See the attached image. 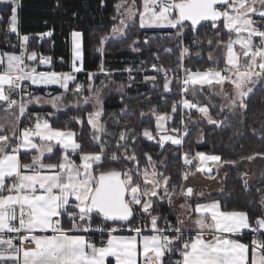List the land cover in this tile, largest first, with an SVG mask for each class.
<instances>
[{"label": "snow or ice", "instance_id": "snow-or-ice-1", "mask_svg": "<svg viewBox=\"0 0 264 264\" xmlns=\"http://www.w3.org/2000/svg\"><path fill=\"white\" fill-rule=\"evenodd\" d=\"M19 7L20 0H10L8 28L13 33L18 31ZM116 7L124 8L126 12L120 26L113 28V34L135 27L137 16L141 28L175 29L169 39L173 36L182 39L187 31H198L202 21L211 22L217 33L215 45L220 57L209 52V60L216 67L207 70L183 68V79L177 78L183 94L191 92L195 96L205 85L230 83L234 86L232 92L224 94L221 89L215 93L223 95L229 102L221 105V112L225 107L229 111L246 110V98L257 83H264V0H144L143 12L134 11V3L129 5L127 0H121ZM221 24L229 36L226 42L221 38ZM39 35L51 36L52 33ZM29 38L27 34L22 36L24 42ZM71 38L69 72L38 71L26 61L39 59V65L50 66L52 57H38L35 51L27 54L24 44L20 45L24 50L19 54L0 52V103L6 106V110H15L13 114L18 112V122L21 117L29 122L22 130L17 124L11 129V135L9 129L0 124V264H108L109 257L115 258V264H138V252H142V264H264V215L253 220L246 211L222 208L217 200L195 203L189 219L197 230L194 236H186L185 221L179 215L173 224L167 217L153 214L160 201L171 205L175 196L187 201L194 195L204 198V193L195 194L191 187L186 190L181 187L178 191L177 186L170 184V177L158 171L157 162L147 153L146 165L141 168L135 150L128 146L129 141L138 135L135 130L121 131L116 151L109 153L108 142L103 138L108 135L107 128L100 121L104 88L115 82L109 80L106 84L101 81L102 87L98 88L91 83L96 73L88 72L87 91L91 95L83 96L84 85L75 83L76 74L85 70L82 33L73 31ZM132 43L135 45L139 41ZM208 44L212 46L214 41L210 39ZM133 51H139V48H133ZM188 52L187 47L182 48L179 59ZM221 58L223 68L219 67ZM152 68L164 72L162 87L170 91L169 69L157 64H152ZM100 71L103 72V62ZM145 79L156 81L154 76ZM72 83H75L74 89L70 88ZM32 85L44 88L57 85L63 91L35 95L30 90ZM123 88V84L118 85L119 91ZM69 92L83 98L71 102V105L66 104ZM33 103L50 104L56 112L68 106L79 109L91 104L94 110L87 113V124L92 130L91 139L99 150L84 151L83 144L78 142V133L67 126H53L56 112L43 115L30 112L28 106ZM180 103L185 109H198L209 123H217L209 115L207 106H199V102L188 99ZM171 107L175 113L178 105L174 102ZM126 109L127 105L121 111ZM152 111L155 114L156 110ZM156 119V130L166 131L164 122L171 116L164 113L157 115ZM72 120L83 123L81 117H72ZM172 131L177 135L160 136L158 143L161 147L166 141L173 145L182 144L179 129ZM142 136L155 139L148 128L143 130ZM22 149L36 150L38 154L31 157L30 163H23ZM54 149L62 154L56 163L45 164L42 157L45 153H54ZM121 149L123 151L117 155ZM184 155L185 164H191L188 154ZM256 155L264 158V154ZM196 157L201 172L205 171L209 161L222 160L220 155H206L204 152H197L193 159ZM255 158L254 155L247 159ZM121 160L132 166H112ZM223 163L232 165L235 161ZM207 172L211 173L212 168H207ZM184 179H187L186 175ZM244 187H248L246 179ZM257 191L261 193L260 204L264 206V189ZM180 207L187 211L191 205L185 203ZM96 217H102L103 224L96 225ZM137 218L139 225L135 224ZM161 220L163 226H160ZM107 224L112 226L106 227ZM147 228L151 234H144ZM244 230L251 233L248 241L242 238ZM92 231L107 232L106 242L99 245L94 242L88 235ZM125 231L134 234H115ZM26 243L30 246H25ZM173 255L179 258L172 260Z\"/></svg>", "mask_w": 264, "mask_h": 264}, {"label": "trees", "instance_id": "trees-1", "mask_svg": "<svg viewBox=\"0 0 264 264\" xmlns=\"http://www.w3.org/2000/svg\"><path fill=\"white\" fill-rule=\"evenodd\" d=\"M20 1V33L30 37L27 45L28 53L35 51L38 56H51L55 71H70V37L73 31H79L83 34L85 70L76 75L75 83L83 84L84 92H86L90 83L87 77L88 72L96 73L91 83L98 88L102 87L101 81H105L106 84L109 80L115 82L109 84L113 86V90L103 97V114L100 121L107 128L108 135L103 138L108 142L109 153L116 151L121 131L135 130L138 135L129 141L128 146L135 150L140 167L143 168L146 165L145 154L151 155L159 165L161 173L170 177V184L177 188L182 178L193 172L196 166L193 164L189 170H182V167L186 166L185 153L188 157H194L197 152L220 155L222 162L235 161V164H226L228 174L225 177L222 192L207 199L220 200L222 208L226 206L228 210L247 211L252 219L264 215V206L260 204L261 193L257 191V189H264V158L256 155L264 154V83H257L246 98V110L224 109L221 112L220 101L215 100L216 103L210 105L211 115L219 120L215 124L209 123L207 117L198 109L193 111L187 122L193 124L194 128L183 136L181 145H173L171 141H166L161 147L157 140H148L142 136L145 128L151 131L156 128V114L167 113L171 116L168 121L169 130L178 129L180 121V109L177 107V111L173 113L171 107L180 96V88L176 81L168 76L172 83L170 91H165L162 87L164 76L162 72L153 69L152 64L172 71L179 69L181 65L192 70L197 68L207 70L210 67H216L208 57V53L213 52L216 47L217 37V33L211 27V22H201L198 31L189 30L182 39L175 36L169 39L168 36L174 33L175 29L141 28L137 16L135 27L125 29L121 37L109 40L105 44V49L100 51L102 50L100 48L102 38L110 35L119 23L120 13L116 6L121 3V0ZM137 3L141 11L142 0H137ZM2 14L0 47L5 51H19V40L16 34L7 30L10 5L3 7ZM45 32H51L52 35L42 40L39 34ZM221 38L225 42L229 38L227 30L222 29V24ZM210 39L214 41L212 46L208 44ZM134 40L139 43L133 45ZM184 47H187L189 52L179 59ZM133 48H139V51H133ZM102 62L103 72L100 71ZM223 66L222 59L219 67ZM128 69H131L130 74L127 72ZM106 73H111V75H106ZM172 74L174 71L171 72ZM146 76L156 77L155 83L150 79L146 80ZM75 83H72L70 88L74 89ZM121 84L124 85L123 91L118 90V85ZM35 91L38 94L45 93L44 88H37ZM52 91L53 94L61 92L57 88H53ZM188 94L196 103H205L204 98H200L202 93L199 98L191 92ZM125 105L127 109L122 112L121 109H124ZM46 109L42 110L48 111ZM152 109L156 110L155 114ZM5 110L3 104L0 103V111ZM91 111H93L92 106L86 104L79 109L72 108L58 113L52 119L53 126H67L78 133L77 139L83 144L84 151H98L99 149L91 139V127L87 124V113ZM142 113L144 115H141ZM72 117H81L83 123L73 121ZM201 131L203 139L198 140L197 137ZM122 151L121 149L117 152V155H120ZM61 154L55 150L45 160L57 161V157ZM32 155L31 152H22L21 160L29 161ZM254 155L255 159H247ZM161 161L164 163L161 164ZM256 163L262 166L263 175L252 180L248 166ZM112 166L123 168L132 165L121 160L120 163H114ZM245 179L248 181L247 189L244 187ZM153 214L167 217L173 224L176 223V216L167 201H160ZM136 221L140 222L139 218ZM95 224H103V218L96 217ZM163 224L161 220L160 226ZM105 226L111 227L112 225ZM89 236L98 245L107 238L105 234L96 231L90 232ZM176 257L173 255L172 260ZM108 264H114L113 260H109Z\"/></svg>", "mask_w": 264, "mask_h": 264}, {"label": "crops", "instance_id": "crops-1", "mask_svg": "<svg viewBox=\"0 0 264 264\" xmlns=\"http://www.w3.org/2000/svg\"><path fill=\"white\" fill-rule=\"evenodd\" d=\"M6 5H10V0H0V17L3 16L2 9ZM20 8H21V1H20V7L18 8V24H17L18 31H17V33H14V34H16V36H17V38L19 40V51H15V52H17V54H19L21 51L24 50V49H22L20 47L21 44H24L26 46V49H27V45H28V41L24 42L22 40L23 34L20 33ZM157 29H159V28H157ZM7 30L9 32H11L9 30V28H8V25H7ZM11 33H13V32H11ZM45 33H47V32H45ZM234 36H235V34H233V38H234ZM48 37H50V36H40V38L42 40L43 39H47ZM71 39L72 38L70 37V44H71ZM236 49L239 50V45H236ZM2 51H5V50H2L1 47H0V52H2ZM82 51H83V64H84L83 34H82ZM27 54H31V53H28V49H27ZM26 63L30 64L33 67H37L38 71H55L53 69V64H51L50 66L49 65H39V59H37V61H35V62L26 61ZM60 72H69V71H60ZM82 72H84V71H82ZM28 83L30 84V82H28ZM70 86H71V84H70ZM31 88H32V92L35 95H41V96H45L47 92H53L52 91L53 88H57L58 90L63 91L57 85H50V86H47V88H44L42 86L38 87V86L32 85ZM37 88H44L45 89V93L44 94L36 93L35 90ZM77 99H80V97L73 96L71 94V92H69L68 95H67V100H66L65 103L71 105V102H73V101H75ZM204 101H205V104H207V106L209 108V115H211L210 103L207 100H205V99H204ZM28 108H29L30 112L40 113L41 115H43L44 113H48V112H56V109L52 108V106L50 104H39L38 105V104L33 103V104H29ZM44 108H47L46 110H48V111L42 110ZM70 108H73V107L72 106L64 107L60 111L56 112V114L64 112V111H66V110H68ZM14 111L15 110H5V111H2V112L0 111V124L5 125L9 129V131H8L9 135H11V129L13 127H16L17 124H18V127L22 130L23 127L28 126V123H29L28 120L26 118H24V117H21L20 118V122H18L16 120V115H18V112H15V114H13ZM22 152H31L33 154L32 156L38 154L36 152V150H23L22 149L21 152H20V157H21V153ZM54 152H55V149H54ZM52 154L53 153H45V155L42 157L43 162L45 164L56 163L57 162V161L45 160V158L47 156H50ZM207 155H211V154H207ZM22 162L23 163H30L31 160L25 161V162L22 161ZM190 165H193V164H190ZM214 165L217 168V169H215V171H212L211 173H207V170L204 171V172H198V171H196V168H195V170L192 172V174H190V175L188 174L189 177L186 179L188 181V183H187V185L185 186L184 189L186 190L188 187H191V188L194 189V193L195 194L204 193V198H197L196 195H194L191 198H188L187 201H185V199L183 197H180V196H176V198L175 197L173 198V204L175 202L174 208H177V209H175V210H177V212L176 213L174 212L176 218L179 215L181 217V219H183L185 221L184 231L188 232V233H191L193 236L195 235V232H196L197 229H196V226L189 219V213L191 212V208H194L195 203H206V202H210L211 200L220 201V200L214 199V198H212V199H207V198L212 196V195H216V194H219L220 192H222L223 186H224V180H225V177L228 174V166L225 165L222 161L216 162V163L211 162L210 163V168H212L211 166H214ZM251 165H259V163L251 164ZM251 165L248 166V171L250 172L251 179L254 180L253 177H252L253 175H252V172H251L252 171L251 170ZM213 168H215V167H213ZM258 169L261 170V171L259 170L260 173L263 172V169H262L261 165H259ZM214 181L220 182L219 186L217 188L215 187ZM177 199H178V201H176ZM185 203L191 205V207L187 211H185V210L182 211L183 209H181L180 205L181 204H185ZM197 215H199V214H197ZM193 219H194V217H193ZM116 234L117 235H129V234H134V233H116ZM144 234H151V232H147V233H144ZM246 235H247V230H244L243 236H246ZM28 246H30V245H28ZM109 260H113V262L115 264V258L114 257H109L108 258V262H109ZM137 260H138V264H142V261H143L142 252H138Z\"/></svg>", "mask_w": 264, "mask_h": 264}, {"label": "rangeland", "instance_id": "rangeland-1", "mask_svg": "<svg viewBox=\"0 0 264 264\" xmlns=\"http://www.w3.org/2000/svg\"><path fill=\"white\" fill-rule=\"evenodd\" d=\"M128 3H129V5H131V4H135V8H134V11H137V12H139L140 10H139V3H137V0H131V1H128ZM143 3H144V0H142V6H141V11L140 12H143ZM118 11H119V15H120V20L121 19H123L124 18V14H125V12H126V10L124 9V8H120V9H118ZM120 20H119V23H118V25L116 26V27H119L120 26ZM145 28H148V29H157V28H159V29H170L169 27H156V26H148V27H145ZM125 31V30H124ZM124 31L123 32H119V33H116V34H113V31H112V33L110 34V35H108V36H105V37H103V39H102V44H101V46H100V48L102 49V51L105 49V44L109 41V40H111V39H116V38H119V37H121L122 35H123V33H124ZM213 54H214V56H216V57H220V52L219 51H217V49H216V47H215V49H214V51L212 52ZM222 59L223 58H221V61H222ZM213 63V62H212ZM215 65V64H214ZM220 65V64H219ZM216 66V65H215ZM220 68H222V67H220ZM127 72H128V74H130L131 72H129L128 70H127ZM113 86H111V85H108L106 88H104V93H103V97L107 94V93H109V92H111L112 90H113V88H112ZM197 87H199V86H197ZM221 89L223 90V93L224 94H227V93H230V92H232L233 90H234V86H232L230 83H225L224 85H216L215 83L212 85V86H209V85H205L204 87H203V91L202 92H200L199 94H197V95H195L196 97H198L199 98V96L201 95V93L203 94V95H201L200 96V98L201 97H203L205 100H207L209 103H210V105H214L216 102H215V100H219L220 102V105H227L229 102L224 98V96L223 95H216L215 93H217V92H219V91H221ZM254 89V88H253ZM115 90V89H114ZM58 94V93H57ZM89 95H91V93L90 92H88V91H86V92H83V96H89ZM80 97V99H82L83 97L82 96H79ZM91 105V104H90ZM92 106V105H91ZM199 106H207V104H199ZM208 107V106H207ZM73 108H75V107H73ZM93 108V107H92ZM70 109H72V108H70ZM224 109H228L227 107H225ZM69 110V109H68ZM94 110V109H93ZM233 110H236V109H233ZM232 110V111H233ZM162 114H164V113H162ZM157 115H161V114H156V117H157ZM211 117L213 118V120H215V121H219L218 119L216 120L212 115H211ZM202 118V117H201ZM203 119V118H202ZM204 120V119H203ZM168 121H169V119L168 120H166L165 122H164V129L166 130V131H157L156 130V128L155 129H153L152 130V132L154 133V135H155V139H153V140H159V138H160V136L161 135H165V134H168V135H177V133L176 132H173L172 130H169V127H168ZM156 131H157V133H158V135L156 136ZM197 139L198 140H202L203 139V132L201 131L200 133H199V135H198V137H197ZM207 155V154H206ZM195 157V156H194ZM194 157H188V159H191L192 160V163L191 164H194V165H196L195 166V168H196V171H198V172H201L200 170H199V168H200V161H199V158L198 157H196L195 159H193ZM184 162H185V157H184ZM210 163H211V161H209L208 163H207V165H205V171L207 170V168H210ZM186 165H188V164H186ZM213 165V164H212ZM226 165V164H225ZM212 167V171H215V169H217L216 168V166L214 165V166H211ZM213 167H215V168H213ZM259 168V165H251V172H252V177H253V179H255L256 177L258 178V177H261L262 175H263V172L262 173H260V169H258ZM157 169H158V171L161 173V171L159 170V165H157ZM185 170L186 171V168H184V166L182 167V170ZM223 170V169H222ZM260 170V171H259ZM204 172V171H203ZM208 173V172H207ZM190 174H192V172L191 173H189V175ZM189 175L187 174L186 176H187V178L189 177ZM185 177V176H184ZM184 177L182 178V182L180 183V185H179V187L177 188L178 189V191H179V188H185V186L187 185V183H188V181L186 180V179H184ZM219 183L220 182H216V181H214V184H215V187L217 188L218 186H219ZM174 198V197H173ZM175 198H176V196H175ZM176 201H178V199L176 200ZM169 205V204H168ZM170 206V209L172 210V212L174 213H176L177 212V210H175V209H177V208H174V206H175V202H174V204H171V205H169ZM181 210V209H180ZM182 211H184V210H182Z\"/></svg>", "mask_w": 264, "mask_h": 264}, {"label": "built area", "instance_id": "built-area-1", "mask_svg": "<svg viewBox=\"0 0 264 264\" xmlns=\"http://www.w3.org/2000/svg\"><path fill=\"white\" fill-rule=\"evenodd\" d=\"M60 61H61V59H60ZM183 68H185V67L182 66L179 69L173 70L174 74H172V75H171V72H173V71L172 70L168 71V76H171V78L176 81L177 85H178L177 78H179V80L183 79V76H184ZM160 72H162V74L164 76V72L163 71H160ZM179 88H180V96L176 100L178 108L180 109V121H179V124H178V129H179V136L183 137L185 135V130H186V133H188L189 131H192L193 128H194L193 124H190V123L187 122V119L190 117L191 113L193 111H195L196 109H185L183 107V105L180 103V101H182L184 99H188V100L192 101L193 103H196V102L189 96L188 93L187 94H183L182 93V88L180 86H179ZM30 90L32 91V88H30ZM3 107L6 109V106L3 105ZM184 168H186V170H189L191 168V165L188 164V165L184 166ZM135 224L139 225L140 222L135 221ZM96 232L105 234L107 236V238H108V233L107 232H100V231H96ZM147 232H151L150 228L144 229V233H147ZM119 233H129V232L125 231V232H119ZM185 234H186V236L190 235V233H188V232H185ZM107 238H105L103 240V242H106ZM250 239H251V233L249 232V230H247V235L243 236V240L248 241ZM28 245L29 244H27V243L25 244V246H28ZM178 258L179 257L177 256L175 259H178Z\"/></svg>", "mask_w": 264, "mask_h": 264}, {"label": "water", "instance_id": "water-1", "mask_svg": "<svg viewBox=\"0 0 264 264\" xmlns=\"http://www.w3.org/2000/svg\"><path fill=\"white\" fill-rule=\"evenodd\" d=\"M203 22V21H202Z\"/></svg>", "mask_w": 264, "mask_h": 264}]
</instances>
